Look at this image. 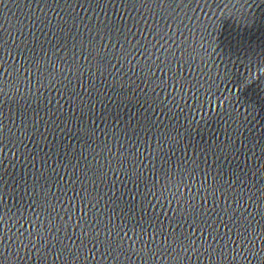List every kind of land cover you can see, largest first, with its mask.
Masks as SVG:
<instances>
[{"label": "water", "instance_id": "1", "mask_svg": "<svg viewBox=\"0 0 264 264\" xmlns=\"http://www.w3.org/2000/svg\"><path fill=\"white\" fill-rule=\"evenodd\" d=\"M0 130V264H264V0H0Z\"/></svg>", "mask_w": 264, "mask_h": 264}, {"label": "snow or ice", "instance_id": "2", "mask_svg": "<svg viewBox=\"0 0 264 264\" xmlns=\"http://www.w3.org/2000/svg\"><path fill=\"white\" fill-rule=\"evenodd\" d=\"M206 103L209 108V114H211V111L214 110L215 108H219L221 106L220 103V98H217V100L214 102L212 100V96H207L206 97ZM2 132V130H0ZM7 137L5 135H0V143H2ZM172 177L174 179L169 178V174L167 172L162 171L161 172V191H166L170 186L173 187L174 189H178L180 185L183 182V175L179 174L175 169L172 171ZM199 207V206H197ZM190 208V203L185 206V211H188ZM191 211L193 214H195V208H191ZM202 211V209H201Z\"/></svg>", "mask_w": 264, "mask_h": 264}]
</instances>
